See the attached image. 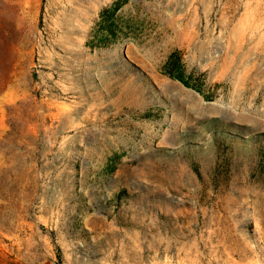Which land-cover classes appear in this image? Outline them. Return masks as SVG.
<instances>
[{
  "label": "rangeland",
  "instance_id": "rangeland-1",
  "mask_svg": "<svg viewBox=\"0 0 264 264\" xmlns=\"http://www.w3.org/2000/svg\"><path fill=\"white\" fill-rule=\"evenodd\" d=\"M0 264H264V0H0Z\"/></svg>",
  "mask_w": 264,
  "mask_h": 264
},
{
  "label": "trees",
  "instance_id": "trees-1",
  "mask_svg": "<svg viewBox=\"0 0 264 264\" xmlns=\"http://www.w3.org/2000/svg\"><path fill=\"white\" fill-rule=\"evenodd\" d=\"M114 10H115V9H114ZM173 77H175L176 79H179L180 81H183V78H182V76H181L180 73H177L176 76H173ZM146 116H147V115H146ZM195 171H196V173L199 175L197 169H195Z\"/></svg>",
  "mask_w": 264,
  "mask_h": 264
}]
</instances>
